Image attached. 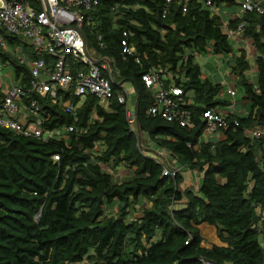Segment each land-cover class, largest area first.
I'll return each mask as SVG.
<instances>
[{
	"label": "trees",
	"instance_id": "16d2710c",
	"mask_svg": "<svg viewBox=\"0 0 264 264\" xmlns=\"http://www.w3.org/2000/svg\"><path fill=\"white\" fill-rule=\"evenodd\" d=\"M207 1L100 0L84 26L88 50L112 62L116 95L120 81L134 86L141 133L152 148L198 170V190L182 191L181 174L165 176L166 164L144 154L127 107L116 98L62 92L64 103L79 105L70 115L49 98L26 96L27 103L40 104L45 129L65 128L66 134L42 141L0 129V264H264V17L242 13L227 23L231 31L247 24L242 36L256 51L257 79L251 81L247 51L236 53L226 21L212 11L237 2L211 0L209 7ZM127 31L136 51L124 58ZM0 34L10 47L21 40ZM10 50L0 45V59L14 67L11 86H27L31 72ZM209 53L232 60V85L243 92L248 113L228 117L224 140L202 142L204 112L227 105L218 98L226 85L203 79L206 67L198 57ZM163 69L192 99V128L147 114L153 96L143 77ZM3 90L0 84V96ZM71 126L75 132L67 130ZM257 129L260 138L247 133ZM104 166L126 167L129 180L118 183ZM114 206L117 213H108ZM136 208L139 217L129 221ZM204 223L218 229L224 247L202 246Z\"/></svg>",
	"mask_w": 264,
	"mask_h": 264
},
{
	"label": "built area",
	"instance_id": "2783aa9c",
	"mask_svg": "<svg viewBox=\"0 0 264 264\" xmlns=\"http://www.w3.org/2000/svg\"><path fill=\"white\" fill-rule=\"evenodd\" d=\"M32 1L40 9L33 7ZM171 3L176 0H166ZM191 2L194 0H185ZM0 33L26 38L33 54L39 59L27 60L25 56L19 57L22 65L31 72V80L27 86L12 85L3 90L5 96H0V129L11 130L26 138L51 141L64 138L66 129L49 131L44 128L46 122L42 115L41 106L36 99L27 103L26 96L37 95L49 98L53 104L59 105L70 115H75L78 106L64 103L63 93H73L80 99L93 96L101 101L116 98L120 104L127 107L126 116L131 129L138 135L141 131L137 127L138 121L135 105L128 103L126 95L122 92L116 95L114 90L115 78L112 64L103 62L98 64L88 50V41L84 36V26L90 24L94 7L100 0H0ZM207 6L212 7L211 0ZM242 13H255L264 17V4L260 0H242L240 3ZM220 8L214 15H220ZM239 14V15H240ZM222 17V16H221ZM234 19V18H233ZM224 26L230 40L242 37L247 24L241 23L237 29L231 31ZM264 35V29H261ZM134 36L131 31L124 33L122 42V56L135 53V48L130 46V39ZM99 46H106L100 36L97 37ZM0 45L10 52V46L0 34ZM47 55L51 61L47 62L42 56ZM139 62V59H137ZM104 73L107 75L105 76ZM168 71H152L143 77V81L153 96V105L148 109L149 117H162L168 122L177 123L183 128H192V99L188 98L181 86L168 84ZM0 84L3 85L2 80ZM122 86V84H120ZM29 94V95H27ZM232 96L236 95L235 89L231 90ZM206 122L204 136L207 141H212L215 134L220 137L221 131L228 128L224 115L207 110L203 114ZM237 125V124H236ZM69 132H75L74 126L68 127ZM251 137L260 138L262 130L247 132ZM213 136V137H212ZM58 157H55L57 160ZM165 176L175 177L176 170L168 167L164 170ZM204 264H215L204 260Z\"/></svg>",
	"mask_w": 264,
	"mask_h": 264
},
{
	"label": "crops",
	"instance_id": "0c3cea01",
	"mask_svg": "<svg viewBox=\"0 0 264 264\" xmlns=\"http://www.w3.org/2000/svg\"><path fill=\"white\" fill-rule=\"evenodd\" d=\"M235 1L238 4L237 6L230 7V6L224 5L219 10L220 15L222 16L223 20L226 22H228L231 18H236L237 16H239V14L241 12V8H240L241 0H235ZM223 10H224V12H223ZM19 39H21V40H19L17 43H15L13 45V47L19 48L18 52H16L14 50L17 58L19 59V57L25 56L27 58V60H30V61L33 60L34 55L31 54L32 53V47H31L29 41L26 38H22V37H20ZM245 39L246 38H244L242 36L241 39L237 38L236 40H232V42L234 43V49H235V46H237V49H235L237 54H239V51H242V50L247 51V48L245 47V45H247L246 44L247 42H245ZM247 40H249V39H247ZM13 47H9V48H13ZM91 54L94 56V59L97 61L98 64L103 63V62L108 63L107 61H110V59L103 56V54L101 52L96 53L95 51H93V52H91ZM200 56H213L214 57V55H212V53H209L207 55H200ZM215 57H217L218 61H219V63L217 64V66H218L217 70L215 69V66H212V65L210 66V63H206L205 61L200 62L201 66L210 68V69H208L207 73H204L205 77H203V79H206L209 77L211 79V81H213L215 83L221 82V83L227 85V84H229V82H226V81H228L227 79H228L229 75L234 77L232 74L229 73V70L233 66L232 60H230L229 58L223 57V56H215ZM248 59H249L250 64H251V60H250L249 55H248ZM0 61L4 64V62L1 59H0ZM110 63L112 64L111 61H110ZM7 65L8 66H6V67L12 66L8 63H7ZM20 66H24V65L20 64ZM1 70L2 69H0V80H2V78H3L2 74H1ZM168 77H169L168 78V81H169L168 84L175 85L174 81L172 79L173 77L170 74L169 70H168ZM217 77H218L219 82H217V80H216ZM222 77L225 79H222ZM119 84H122V82L120 81ZM126 84L127 83L122 84L121 91L119 93L123 92L127 97L128 103H130V104L132 103L133 105H135L136 96H137L135 88L131 84L132 88L129 89L128 87H126ZM10 86H11V83L4 86V89H6L7 87H10ZM238 98H239V96H237L236 98H233L231 95L228 94V92L226 95L223 94V99L225 101H227V105L226 106L222 105L221 109L217 110V111L223 113L225 116H228V115L232 116V117L245 116L248 113L247 101L244 100V95L242 96V98L240 100H238ZM215 135L217 136L218 134H215ZM215 138L213 137L212 139L215 141ZM219 138H220L219 140H224L223 135H221ZM190 171H193V170H190ZM194 172H192V173H194ZM198 176L200 177V181H201L202 174L200 173ZM200 230H201V236L203 238L202 246L204 248L212 249L215 246H217V247H224L225 246L220 241V239L218 238V229L215 226H211L207 223H204L200 226Z\"/></svg>",
	"mask_w": 264,
	"mask_h": 264
},
{
	"label": "rangeland",
	"instance_id": "374dc122",
	"mask_svg": "<svg viewBox=\"0 0 264 264\" xmlns=\"http://www.w3.org/2000/svg\"><path fill=\"white\" fill-rule=\"evenodd\" d=\"M1 6H2V4L0 3V7ZM223 12H224V10H223ZM245 42H247L246 43L247 45H245V47L247 48V54L250 57L251 65H252L251 71L247 75L251 79V81H256V79H257V67H256L255 62H254L256 51H255V49L252 45V42L250 40L245 39ZM12 49L15 50L16 52H18V50H19V48H17V47H13ZM235 49H237V46H235ZM91 52H93V51H91ZM198 60H199V62L205 61L206 63H210V66L211 65L215 66V69L216 70L218 69L217 64L219 63V61H218V58L215 56L214 57L213 56H200V57H198ZM6 66H8L7 63L5 64V62H4V64H3L0 61V69H2L1 74L3 76V78H2L3 86H6L7 84L11 83V81L13 80V78L15 76L14 67L13 66L6 67ZM208 69H210V68L209 67L204 68V72L207 73ZM229 73L231 74V69L229 70ZM203 77H205V76H203ZM222 79H225V78L222 77ZM216 80H217V82H219L218 77ZM227 80H228L229 84H227V85L224 84L226 86H223V91L225 90L223 94H225V95L227 94V92L229 94V87H230V89H231V87H233L232 82H234L235 79H234V77L229 75ZM219 83H221V82H219ZM131 86H132L131 83L126 84V87H128L129 89L132 88ZM223 94L220 95L218 98H221L223 100ZM238 96H239L238 100H240L243 96V92L240 89H238ZM217 110H220V109H216V111ZM140 137H141L140 140L144 141V144L143 145L140 144V147H141V149L145 155L165 163L166 166L171 170L177 169L178 160H175L171 156V154L163 151L162 149H159L156 146L152 148L150 145L151 144L150 138L147 135H144L141 133ZM202 139L204 141H206L205 136H203ZM104 168L107 172L115 173L114 174L115 179L117 180L118 183L126 182L130 178V173H129L128 169L124 166H120V167L116 168L115 170H110V168L107 166H104ZM192 172H194V171H190L188 168L186 171H182V176L184 177V183L181 186L182 191H186V190L197 191L198 190L200 182H201L200 177L198 176L200 174V172L198 170L195 171L194 173H192ZM117 210H118V208L116 206H114L113 208L108 210V213H117ZM138 217H139V209L136 208L132 211L131 216L129 217V221L131 219H136ZM79 264H93V263L89 262V261H84V262L79 263Z\"/></svg>",
	"mask_w": 264,
	"mask_h": 264
},
{
	"label": "clouds",
	"instance_id": "9594fccd",
	"mask_svg": "<svg viewBox=\"0 0 264 264\" xmlns=\"http://www.w3.org/2000/svg\"><path fill=\"white\" fill-rule=\"evenodd\" d=\"M252 42V41H251ZM252 45H253V43H252ZM232 89H235V91H236V95L235 96H232V94H231V90ZM229 94L233 97V98H236L237 96H238V89L235 87V86H233V87H231V89H230V87H229ZM213 111V110H212ZM215 112H218V111H216V110H214ZM219 114H222V115H224L223 113H221V112H218ZM225 116V115H224ZM226 117V119H228V117H229V115L228 116H225ZM222 132V131H221ZM223 136H224V134H223V132L221 133ZM218 135H219V133H218ZM216 137V136H215ZM214 137V138H215ZM217 139H220V138H218V137H216L215 138V141L217 140ZM212 141H214L213 139H212ZM202 142H208L207 141V138H206V141H204L203 139H202ZM179 164V163H178ZM187 170V168L186 167H182L181 165H178V167H177V169H176V171H177V173H179V174H181L182 175V171H186Z\"/></svg>",
	"mask_w": 264,
	"mask_h": 264
},
{
	"label": "water",
	"instance_id": "95a60500",
	"mask_svg": "<svg viewBox=\"0 0 264 264\" xmlns=\"http://www.w3.org/2000/svg\"><path fill=\"white\" fill-rule=\"evenodd\" d=\"M107 62H108L109 64H111L110 61H107Z\"/></svg>",
	"mask_w": 264,
	"mask_h": 264
}]
</instances>
